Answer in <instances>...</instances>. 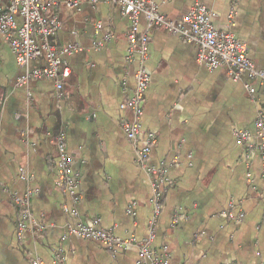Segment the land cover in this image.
Masks as SVG:
<instances>
[{
  "label": "crops",
  "instance_id": "crops-1",
  "mask_svg": "<svg viewBox=\"0 0 264 264\" xmlns=\"http://www.w3.org/2000/svg\"><path fill=\"white\" fill-rule=\"evenodd\" d=\"M70 1L59 0L49 10L58 20L49 41L58 48L83 47L82 53L65 57L70 73L59 96L48 79L18 84L38 63L19 66L0 34V264H51L59 247L65 249L64 264H141L134 245L111 253L97 241L68 234L67 227L75 222L70 213L75 208L86 224L97 221L103 230L137 240L147 236L151 177L138 162L137 149L148 132L155 142L147 165L163 164L168 179L154 220L157 253L167 255L169 264H261L264 178L257 151L238 143L234 134L246 128L249 141H257L253 120L264 106L260 83L251 81L257 92L250 94L243 80L200 63L195 42L154 27L143 64L149 75L143 130L133 142L119 124L123 117L132 118L120 104L131 95L138 66L136 57L128 59L122 36L129 19L118 3ZM154 2L174 23L193 3L204 4L211 24L231 22L249 58L256 67L264 66L263 0ZM96 19L99 30L90 22ZM139 29H145L143 16ZM107 33L112 37L95 48ZM61 128L79 177L77 203L56 184L54 135ZM27 189L33 190L29 226L18 239L15 197Z\"/></svg>",
  "mask_w": 264,
  "mask_h": 264
},
{
  "label": "built area",
  "instance_id": "built-area-1",
  "mask_svg": "<svg viewBox=\"0 0 264 264\" xmlns=\"http://www.w3.org/2000/svg\"><path fill=\"white\" fill-rule=\"evenodd\" d=\"M91 1L97 2L98 0ZM107 1L120 4L123 14L128 17L129 24L123 29L122 36L128 45V59L132 60L136 57L138 60V66L133 72L135 83L131 95L120 104L121 109L132 113L131 119L123 117L119 122L122 131L129 140L137 142L138 136L143 130L140 118L149 83V75L143 64L148 58V33L154 27H160L188 41L195 42L198 46L196 58L200 63L208 68H223L232 79L243 80V85L250 94L257 92V87L251 84V81L255 79L260 83L261 91L264 93V66H255L249 58L246 43L235 35L231 22L221 26L211 24L212 13L204 4L193 3L181 20L174 23L159 11L154 0ZM58 3L59 0H0V34L9 44L19 66L27 67L33 61L38 63V66L26 70L18 79V84L21 85L30 78L48 79L53 82L56 95L59 96L63 79L70 73L65 57L82 53L83 47L66 44L58 48L49 41V36L55 32L58 26L56 15L49 10ZM68 4H75V0ZM141 16L145 18L143 31L139 29ZM90 22L97 30L101 28L100 20L96 19ZM110 37H112L110 33L105 34L102 39L94 43V47L99 48ZM124 84L125 82H123ZM258 100L260 99L258 98ZM253 129L257 139L255 143L249 141L250 134L246 128H238L234 134L238 143L244 144L249 150L257 151L261 174L264 178L263 105L256 110ZM54 142L57 147L56 184L62 191L71 195L73 203H77L81 198L78 187L79 177L72 170V157L66 150L64 129L61 128L56 132ZM154 142L155 136L148 132L144 144L137 149L138 162L151 177L153 215L147 224V236L142 240H137L134 236L122 237L112 231L103 230L98 226L97 221L86 224L79 218V213L75 208L70 210L75 222L68 225V234L97 241L111 253L128 245H134L141 264H169L167 255L158 254L152 246L155 237L154 220L160 212L163 189L168 183L163 164L154 167L147 165L146 160ZM20 173L22 176L25 174L23 169H20ZM32 193V189H27L24 195L15 197V201L20 207V216L16 225L18 239H21L23 233L28 230L30 195ZM63 208L66 211L69 210L65 205ZM130 212L132 213L131 209ZM61 239L65 240V236ZM64 257L65 249L57 248L53 253L51 264H64ZM32 264H40V262L33 260ZM261 264H264V261Z\"/></svg>",
  "mask_w": 264,
  "mask_h": 264
}]
</instances>
